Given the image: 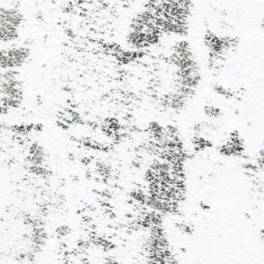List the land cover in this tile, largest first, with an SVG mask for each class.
I'll return each instance as SVG.
<instances>
[{
	"label": "snow or ice",
	"instance_id": "6c2138e0",
	"mask_svg": "<svg viewBox=\"0 0 264 264\" xmlns=\"http://www.w3.org/2000/svg\"><path fill=\"white\" fill-rule=\"evenodd\" d=\"M0 264H264V0H0Z\"/></svg>",
	"mask_w": 264,
	"mask_h": 264
}]
</instances>
